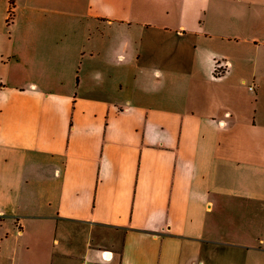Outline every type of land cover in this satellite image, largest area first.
I'll return each mask as SVG.
<instances>
[{"label":"crops","instance_id":"obj_1","mask_svg":"<svg viewBox=\"0 0 264 264\" xmlns=\"http://www.w3.org/2000/svg\"><path fill=\"white\" fill-rule=\"evenodd\" d=\"M8 7L0 264H264V0Z\"/></svg>","mask_w":264,"mask_h":264},{"label":"built area","instance_id":"obj_2","mask_svg":"<svg viewBox=\"0 0 264 264\" xmlns=\"http://www.w3.org/2000/svg\"><path fill=\"white\" fill-rule=\"evenodd\" d=\"M221 66L220 63H215V68H219ZM225 67V65H224ZM222 71H224L225 69H221ZM252 86H249V89H252ZM100 256L102 258V260H110L113 257V251L111 249H103L101 250Z\"/></svg>","mask_w":264,"mask_h":264},{"label":"trees","instance_id":"obj_3","mask_svg":"<svg viewBox=\"0 0 264 264\" xmlns=\"http://www.w3.org/2000/svg\"><path fill=\"white\" fill-rule=\"evenodd\" d=\"M15 1L16 0H8V4H9V7H8V17L10 18L13 14V8H14V5H15ZM223 71L218 69V68H215L214 70V74L215 75H220Z\"/></svg>","mask_w":264,"mask_h":264}]
</instances>
